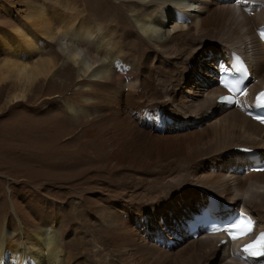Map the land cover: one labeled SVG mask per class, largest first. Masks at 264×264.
<instances>
[{
	"label": "bare ground",
	"instance_id": "6f19581e",
	"mask_svg": "<svg viewBox=\"0 0 264 264\" xmlns=\"http://www.w3.org/2000/svg\"><path fill=\"white\" fill-rule=\"evenodd\" d=\"M123 2L115 11L106 0H84L86 11H73L67 0L63 10L26 0L16 25L0 29V97L9 86L0 115L23 104L43 114V105L61 99L64 124L70 125L69 116L76 120L71 139L78 143L68 152L82 166L74 176L73 170L62 172L66 180L76 178L54 192L78 234L63 246L56 231L46 232L59 216L43 217L29 225V241L22 244L10 240L6 230L12 226L3 222L0 264H79L81 249L96 257L83 264H264V257L238 260L228 255V243L191 238L181 226L190 210L213 196L222 208L242 204L255 219L254 233L264 230V172L245 169L246 150L264 155V126L246 111L252 96L264 91V45L258 40L264 0ZM147 5L155 10L134 11ZM66 36L73 39L69 46L63 45ZM126 46L133 50L124 52ZM237 47L248 53L251 86L239 95V106L218 104L224 91L216 86L217 60ZM59 60L73 64L56 73ZM75 68L86 75L71 91L82 103L62 93L71 84L60 74ZM82 121L86 131L77 136L75 125ZM14 125L21 129L20 122ZM4 132L13 138L14 132ZM87 169L95 173L78 181ZM44 181L32 185L48 197L51 186ZM15 236L24 237V230Z\"/></svg>",
	"mask_w": 264,
	"mask_h": 264
},
{
	"label": "rangeland",
	"instance_id": "374dc122",
	"mask_svg": "<svg viewBox=\"0 0 264 264\" xmlns=\"http://www.w3.org/2000/svg\"><path fill=\"white\" fill-rule=\"evenodd\" d=\"M25 1L26 0H0V29H9L16 25L18 18L22 16L26 9L24 5ZM64 1L65 0H40V2L45 3L48 8L57 6L62 10L64 8ZM67 1H69L68 4H70L69 8H67L68 10H72V7H75L73 11H86L81 4L84 0ZM117 2L124 3L123 0H106V3L103 4L107 6L108 3L111 6L116 7L115 11H119L121 9L117 7ZM155 7L156 5H147V7L145 6L142 8L141 6H138L134 7V11L139 12L146 10L145 8H147L146 11H153L155 10L153 9ZM192 9L195 11L197 6H192ZM173 10L174 7L171 8V12H173ZM95 13L96 12L91 9L90 14H94V16L97 17ZM97 21L101 24L104 22L103 24L107 25V20L103 22L100 20ZM112 26L113 25L110 27ZM169 26H171V23L168 24V27ZM102 28L109 30V27L107 28V26ZM64 40L63 45L65 46H69L73 41V39H70L68 36H66ZM126 40L127 39L124 40V44H132L134 42L133 40ZM1 44L2 43L0 42V46ZM126 49L127 50L124 49V52L126 53L133 50V48L128 46H126ZM4 50L5 49L0 47V61L4 57ZM210 54L211 53H208V56ZM206 59L209 60L210 57ZM204 62H206V60ZM62 63V60H59L56 73H59L62 67L71 65L72 62ZM83 76L86 75L79 72L76 68L74 69V72L72 70V72H68L66 75L60 74V77H63V79L65 77L69 78L67 81L71 84L70 91L62 93L66 94V97L68 96L70 99L79 100V94L77 92L71 93V91L77 87L76 83L78 77L81 78ZM54 77L51 80H53ZM58 84V81H55V85L58 86ZM39 86L40 85L38 84L35 92L38 90ZM48 86L49 84H47V87ZM8 88V85L2 88L0 104L3 102ZM60 100L48 105H43L42 108H44L43 111H45L43 114H41V110L30 111L27 105L23 104L18 109H14V107L11 108L12 110L8 113L4 112V115H0V224L5 222L12 226L9 230H6L7 235L10 236L9 238L12 241L27 244L29 241L28 233L30 232V229L28 228L29 225L34 221H40L43 217L51 218L55 215H57V217L59 216L55 225L56 228H48L46 231L47 233L56 231L59 242L63 243V246L65 243L71 242L72 238L78 234V232L75 231L74 234L71 232V229L65 220L66 213L63 211L57 196L54 194V192L58 190L56 188L57 185H71L73 183L72 180L76 178H72L71 181L66 180L64 177L60 176L62 172L73 170L72 173L74 176L82 167H80V163L75 165L74 162L71 161L72 152H70V154L68 152V150L75 149V146H70L71 144L78 143L77 140L73 141L71 139L75 134L73 121L76 120L69 116L67 117V122H71L70 125L66 126L64 124L65 112L62 109ZM30 101L34 100L30 98ZM79 102L82 103L80 100ZM34 104L38 107L41 105V103L37 105L38 102H35ZM36 113L40 114L37 115ZM40 115L46 116L49 120L55 118L56 122H42ZM18 122L21 123V129H19V131L15 130L16 126L14 125ZM75 126L77 136L79 131H86V122L84 121ZM5 128L9 129L10 132H14V134L11 135L13 138L8 139L5 137ZM185 130L186 126L185 128L181 126L178 127V131L184 132ZM16 133L22 136L21 141L14 139ZM79 137L81 139L87 138L85 132ZM74 155L76 156L78 154L75 152ZM94 173L93 169H87L78 181L87 180V178ZM40 179L45 180L44 182H48L51 186L48 187L50 192L48 197H44L37 192L32 185L35 180L37 181ZM217 197L223 200L220 196ZM69 201H72V199H69ZM180 204L181 203H177V206L179 207ZM62 222L64 224L60 226ZM63 227L66 228L65 231H63ZM22 229L25 232V236L19 239V237L15 235ZM87 245L88 244H85L84 246L86 247ZM87 247L88 249L92 248L91 245H88ZM78 252H80V256L82 255L83 257V261L79 262V264L87 263L92 259H96L94 255L88 252L87 254H83V249L78 250ZM76 258L77 256L74 257V259Z\"/></svg>",
	"mask_w": 264,
	"mask_h": 264
},
{
	"label": "snow or ice",
	"instance_id": "6c2138e0",
	"mask_svg": "<svg viewBox=\"0 0 264 264\" xmlns=\"http://www.w3.org/2000/svg\"><path fill=\"white\" fill-rule=\"evenodd\" d=\"M224 99L227 100L228 98L225 97ZM216 230H223L229 234L232 240H237L252 232V221L240 217L231 222L229 226L223 227L221 225L218 226ZM243 251L253 257H264V232L252 243L245 245Z\"/></svg>",
	"mask_w": 264,
	"mask_h": 264
}]
</instances>
